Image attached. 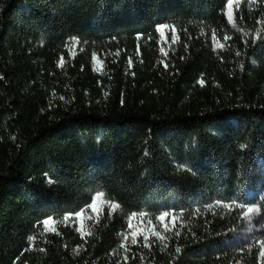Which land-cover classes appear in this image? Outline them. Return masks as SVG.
I'll use <instances>...</instances> for the list:
<instances>
[{
  "label": "trees",
  "instance_id": "16d2710c",
  "mask_svg": "<svg viewBox=\"0 0 264 264\" xmlns=\"http://www.w3.org/2000/svg\"><path fill=\"white\" fill-rule=\"evenodd\" d=\"M232 11L0 0V264H264V0Z\"/></svg>",
  "mask_w": 264,
  "mask_h": 264
},
{
  "label": "snow or ice",
  "instance_id": "6c2138e0",
  "mask_svg": "<svg viewBox=\"0 0 264 264\" xmlns=\"http://www.w3.org/2000/svg\"><path fill=\"white\" fill-rule=\"evenodd\" d=\"M253 2H255V0H253ZM227 9H228L227 16H228L229 23H231L233 25V27H236V23H235V21L233 19V11H232V9H233V0H227ZM167 27H169V26L168 25H158L157 26V31L160 32L161 35H163V30L165 28H167ZM174 31L175 30L173 29V32ZM254 35L256 37H259L260 33L257 32ZM215 38H216V33H213V39L215 40ZM224 39L227 40V39H229V37L225 36ZM72 42L75 43V38H72ZM215 47L221 48V47H223V45L220 44L219 42H217ZM62 63H63V58H61V66H62ZM200 83L203 84V81L201 80ZM241 147L244 148V147H246V145H241ZM52 182L53 181L51 180V178H49V183H52ZM103 197H104L103 193H96L93 196V198H92L91 204L87 205L85 209H82L81 211L76 212L75 213V217H77V218L81 217L83 215V213L87 210V208H91L94 213L99 215V211L97 209V201L103 200ZM103 202L110 205V212L111 211H115L117 208H119V205L116 204L115 202L107 201V200H103ZM216 203H217V205L221 204V202H219V201H217ZM223 206L225 208L229 209V210H231L233 207L240 208L242 210V215L244 217H249L250 214L257 213V212L260 211V207L258 205L248 206V205L236 204L235 202H233L232 204H225ZM136 215H137L136 213L132 214L133 217L136 216ZM139 215L144 216L146 214L141 213ZM168 215H169V213L164 212V213H161L159 216H157L156 219L163 223L165 221V218ZM70 218H71V214H66L65 217H64V220L67 221ZM89 219H91V217H89ZM130 219H131V217H130ZM174 220H175V217H173V221ZM55 223L56 222L53 221L52 217H48V218L44 219L43 220V224L45 225V231L46 232H48V231L55 232L56 231L55 227H51V228L48 227L49 224H55ZM129 226L131 227V225H129ZM77 230L80 231L82 237H86V236H89V235L92 234L91 231H84L82 228H78ZM170 230L171 229H169L167 227V225L165 224V231H170ZM129 235L131 236V243L132 244H136L137 243V235H138V233L126 234L124 236V240L125 241H127L129 239ZM152 235L155 236L158 239H161V240L166 239V237L162 236L158 231H153ZM177 235H179V233H177ZM28 239L31 242V241L35 240V237L34 236H30ZM144 239H145V241H147L149 238L147 236H145ZM257 244H259V247H260V256L264 257V241H257ZM120 247L122 249H124L125 251H127V244L126 243H122L120 245ZM248 247H253V245H249ZM243 250L244 249H239V251H243ZM75 251H77V254H78V250H75ZM180 251H181L180 248L176 249L177 253H179ZM124 259L126 261L127 260V256H125Z\"/></svg>",
  "mask_w": 264,
  "mask_h": 264
},
{
  "label": "rangeland",
  "instance_id": "374dc122",
  "mask_svg": "<svg viewBox=\"0 0 264 264\" xmlns=\"http://www.w3.org/2000/svg\"><path fill=\"white\" fill-rule=\"evenodd\" d=\"M164 57L165 58H168L167 55L161 53V55H160V62H165L164 59H163ZM114 60L116 61L117 59H114ZM103 64H104L103 67H105L104 69H106L107 63H103ZM127 68H128V70H131L132 69V65L130 63H128ZM83 214H94V212H93V210L91 208H87V210ZM130 233H133V232L132 231H129V234ZM122 243H126L127 244V251L130 250V248H129L130 245L131 246L134 245V244L131 243V236L130 235H129V239L127 241L122 242Z\"/></svg>",
  "mask_w": 264,
  "mask_h": 264
}]
</instances>
